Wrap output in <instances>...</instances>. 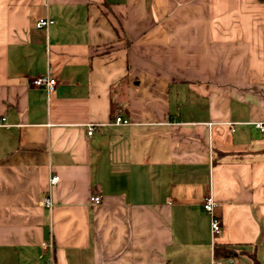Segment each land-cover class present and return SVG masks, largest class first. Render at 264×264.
Returning a JSON list of instances; mask_svg holds the SVG:
<instances>
[{
  "label": "crops",
  "instance_id": "crops-1",
  "mask_svg": "<svg viewBox=\"0 0 264 264\" xmlns=\"http://www.w3.org/2000/svg\"><path fill=\"white\" fill-rule=\"evenodd\" d=\"M3 117L0 264H264V2L0 0Z\"/></svg>",
  "mask_w": 264,
  "mask_h": 264
},
{
  "label": "built area",
  "instance_id": "built-area-1",
  "mask_svg": "<svg viewBox=\"0 0 264 264\" xmlns=\"http://www.w3.org/2000/svg\"><path fill=\"white\" fill-rule=\"evenodd\" d=\"M54 23L53 19H50L48 17H42L37 21V26L39 28H45L47 26H49L50 24ZM31 83L33 85L36 86H44L49 90H52L55 88L56 84H57V79L53 76H51L50 74H44V75H40L37 77H34L31 80ZM5 121V117L0 118V124H4ZM115 122L116 123H123V124H131L132 121L127 119V118H123L122 116L118 115L115 118ZM254 126L259 129L262 133H264V120H256L253 122ZM96 128V123H88L87 124V129H88V133L90 135H92L95 131ZM59 175H53L50 179L52 184H55L59 181ZM101 200L100 196H94L92 197V201L93 202H99ZM44 205L48 206V207H52L53 206V201L51 199V197H46L43 201ZM217 205V201L214 199V196L212 194H208L204 197L203 200V206L204 208L211 214V227H212V232L213 234H216L218 232L221 231L222 229V223L220 221V219L218 218V216L215 214V206ZM235 261V258H229V259H221V260H215V264H232Z\"/></svg>",
  "mask_w": 264,
  "mask_h": 264
},
{
  "label": "trees",
  "instance_id": "trees-1",
  "mask_svg": "<svg viewBox=\"0 0 264 264\" xmlns=\"http://www.w3.org/2000/svg\"><path fill=\"white\" fill-rule=\"evenodd\" d=\"M260 2H264V0H259ZM238 256V252L234 248L230 247H216L215 249V259H228V258H236ZM255 263L260 264L254 256Z\"/></svg>",
  "mask_w": 264,
  "mask_h": 264
}]
</instances>
